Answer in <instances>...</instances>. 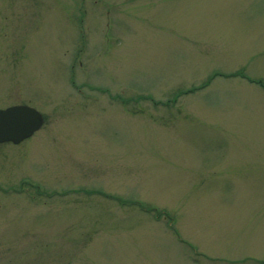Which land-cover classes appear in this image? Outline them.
I'll use <instances>...</instances> for the list:
<instances>
[{"label":"rangeland","instance_id":"obj_1","mask_svg":"<svg viewBox=\"0 0 264 264\" xmlns=\"http://www.w3.org/2000/svg\"><path fill=\"white\" fill-rule=\"evenodd\" d=\"M15 105L0 264H264V0H0Z\"/></svg>","mask_w":264,"mask_h":264},{"label":"water","instance_id":"obj_2","mask_svg":"<svg viewBox=\"0 0 264 264\" xmlns=\"http://www.w3.org/2000/svg\"><path fill=\"white\" fill-rule=\"evenodd\" d=\"M42 122L41 114L28 106L0 109V143L17 144L38 130Z\"/></svg>","mask_w":264,"mask_h":264}]
</instances>
